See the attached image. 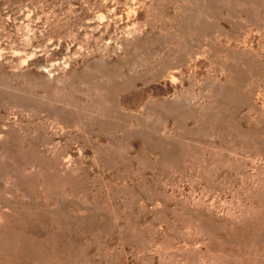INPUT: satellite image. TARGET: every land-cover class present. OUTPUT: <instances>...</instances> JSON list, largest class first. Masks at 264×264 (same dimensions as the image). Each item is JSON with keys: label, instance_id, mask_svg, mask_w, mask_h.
Returning <instances> with one entry per match:
<instances>
[{"label": "rangeland", "instance_id": "374dc122", "mask_svg": "<svg viewBox=\"0 0 264 264\" xmlns=\"http://www.w3.org/2000/svg\"><path fill=\"white\" fill-rule=\"evenodd\" d=\"M0 264H264V0H0Z\"/></svg>", "mask_w": 264, "mask_h": 264}]
</instances>
